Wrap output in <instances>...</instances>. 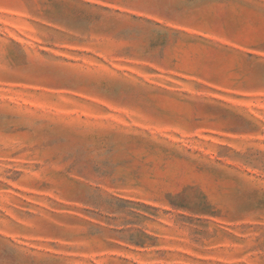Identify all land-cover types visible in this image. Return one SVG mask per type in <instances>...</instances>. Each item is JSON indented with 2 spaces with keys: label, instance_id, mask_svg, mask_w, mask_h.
Listing matches in <instances>:
<instances>
[{
  "label": "rangeland",
  "instance_id": "obj_1",
  "mask_svg": "<svg viewBox=\"0 0 264 264\" xmlns=\"http://www.w3.org/2000/svg\"><path fill=\"white\" fill-rule=\"evenodd\" d=\"M0 264H264V0H0Z\"/></svg>",
  "mask_w": 264,
  "mask_h": 264
}]
</instances>
